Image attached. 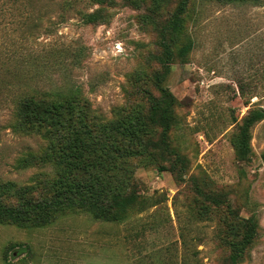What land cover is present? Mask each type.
<instances>
[{"label": "rangeland", "instance_id": "374dc122", "mask_svg": "<svg viewBox=\"0 0 264 264\" xmlns=\"http://www.w3.org/2000/svg\"><path fill=\"white\" fill-rule=\"evenodd\" d=\"M19 2L8 12L7 30L27 33L45 68L34 86L79 90L105 121L141 103L142 89L159 95L161 31L181 0ZM98 11V22L84 21ZM182 17L185 34L173 51L189 41L193 49L175 58L163 86L178 100L169 142L186 161L183 180L169 171L170 162L135 161L137 206L125 220L74 209L43 227L0 224V264H230L229 211L258 221V236L239 264H264V119L250 128L246 157L238 143L245 119L264 109V0H189ZM14 98L15 91L0 92V184L33 189L40 198L53 167L25 166L24 156L46 143L41 133L16 130ZM214 196L218 208L208 201Z\"/></svg>", "mask_w": 264, "mask_h": 264}, {"label": "trees", "instance_id": "16d2710c", "mask_svg": "<svg viewBox=\"0 0 264 264\" xmlns=\"http://www.w3.org/2000/svg\"><path fill=\"white\" fill-rule=\"evenodd\" d=\"M19 1L0 0V92L15 91L16 130L41 133L46 143L40 153L24 156L25 166L34 162L50 163L53 176L45 182L46 195L40 198L34 197L33 189L13 183L0 184V224L43 227L58 212L74 209L85 210L98 220L123 221L137 206L133 184L135 161L139 164L145 159L170 162L169 171L183 180L186 161L169 142L178 100L163 86V80L175 58L184 59L193 49L189 41L178 47L176 54L173 51V46L185 34L182 15L189 0H181L161 31L162 53L158 60L164 72L154 76L159 95L142 89V102L126 109L114 121H105L90 112L79 90L63 94L62 90L49 91L32 84L43 77L45 68L39 56L29 50L27 33L18 37L7 30L8 12ZM94 1L105 4L109 0ZM218 1L230 4L238 0ZM25 4L22 1L19 9L23 17L28 14ZM26 19L20 23L25 28ZM100 19L98 11L86 15L84 21L89 24ZM263 119L261 108L245 119L238 141L241 156L246 157L249 152L250 128ZM262 158L264 161V154ZM208 201L215 208L221 206L216 196ZM229 220L233 225L224 230L229 260L230 264H239L258 236V221L254 216L241 218L233 211H229L224 223Z\"/></svg>", "mask_w": 264, "mask_h": 264}]
</instances>
